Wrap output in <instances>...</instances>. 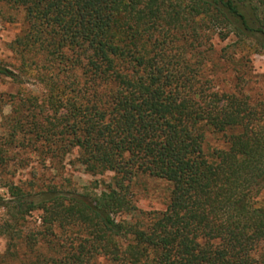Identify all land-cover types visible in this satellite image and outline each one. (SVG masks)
<instances>
[{"label": "trees", "instance_id": "trees-1", "mask_svg": "<svg viewBox=\"0 0 264 264\" xmlns=\"http://www.w3.org/2000/svg\"><path fill=\"white\" fill-rule=\"evenodd\" d=\"M0 3L25 24L18 71L0 62V75L45 89L11 94L3 116L0 264L264 262V102L205 76L212 34L264 53V0ZM207 129L227 147L207 153ZM73 149L85 171L113 173L104 190L19 177L32 161L60 174ZM138 174L171 184L165 209L136 206Z\"/></svg>", "mask_w": 264, "mask_h": 264}, {"label": "rangeland", "instance_id": "rangeland-1", "mask_svg": "<svg viewBox=\"0 0 264 264\" xmlns=\"http://www.w3.org/2000/svg\"><path fill=\"white\" fill-rule=\"evenodd\" d=\"M24 14L19 8L9 4L0 3V62L8 68L18 71L22 62L21 54L15 49L13 41L21 34L24 28ZM233 36L226 39L219 38L212 34L210 41L212 48L207 54L205 61V76L213 78L217 87L226 91L238 90L251 101L264 102V53H249L243 55L238 47L231 45ZM225 49L221 52V49ZM231 55L233 61H226V56ZM242 57V58H241ZM25 93L32 92L41 95L45 90L41 83L37 82L33 76H26L21 85L12 79L0 75V132L10 128L11 124L4 119V115L10 110L8 102L11 94H16L19 90ZM227 134L215 132L207 129L203 147L205 151L211 152L214 149L227 147ZM12 149H9V152ZM77 149H73L65 156L63 168L60 174L51 168L43 171L37 162L32 161L24 168L19 177L30 178V176H40L43 180L49 181L52 177L58 180V176L68 178L69 182L77 186H94L96 192L104 190L110 182L112 172L106 171L103 174H94L84 170V167L77 161ZM57 174V176L55 175ZM130 190L133 193V200L136 206L144 211L163 210L169 200L171 184L162 179L148 174H138L133 178ZM0 194L6 195L5 190L0 188ZM257 204L264 202V187L255 198ZM38 212L32 213L35 218ZM5 239L0 237V253L5 249ZM260 250L257 254H260ZM258 264H264L259 262Z\"/></svg>", "mask_w": 264, "mask_h": 264}]
</instances>
